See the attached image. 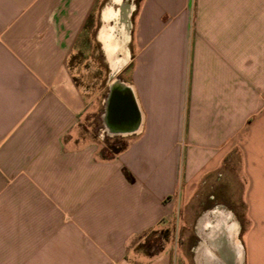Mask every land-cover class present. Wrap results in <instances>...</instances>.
Here are the masks:
<instances>
[{"label": "crops", "instance_id": "1", "mask_svg": "<svg viewBox=\"0 0 264 264\" xmlns=\"http://www.w3.org/2000/svg\"><path fill=\"white\" fill-rule=\"evenodd\" d=\"M101 1L0 0V264H172L138 244L236 156L264 264V0H140L106 147L68 68Z\"/></svg>", "mask_w": 264, "mask_h": 264}, {"label": "rangeland", "instance_id": "2", "mask_svg": "<svg viewBox=\"0 0 264 264\" xmlns=\"http://www.w3.org/2000/svg\"><path fill=\"white\" fill-rule=\"evenodd\" d=\"M125 3L133 4L135 9L140 0H124ZM107 6H112L114 9L120 6L113 5L112 0H102L98 7L97 13L94 16L93 23L88 27V34L80 43L77 50L74 51L68 62V68L72 79L80 92L91 101L95 107L94 115V130L96 139L106 145H113L116 140L110 136L99 137L102 133L101 126L97 122V116L102 109V103L107 97L113 84H119L128 80L126 71L131 65L134 56L132 46V27L130 30V42L127 48L130 51V62L128 66L117 75L112 76L111 63L108 55L104 50L103 44L98 39L100 29L103 27L102 11ZM133 15L130 17L131 25H133ZM109 27H115L114 21L110 22ZM108 27V28H109ZM120 28L115 27L112 32L111 44L117 43L120 37ZM118 145H114L112 152L117 151ZM244 191V180L241 176L239 158L226 162L223 167L206 177L201 182L187 204L180 206L176 210L175 219L172 224L166 229L167 240H162L160 231L151 241L157 244V247L163 249L169 248L172 264H236V257L223 258L211 246L205 243L206 234L201 231L200 225L205 215L209 212H226L232 215L239 228L238 240L242 242V233L246 227L245 209L242 201ZM151 239L148 235L138 247ZM209 240V239H207ZM228 240V238H227ZM211 242V241H209ZM228 244V241H227ZM137 247V248H138ZM207 247L209 249H207Z\"/></svg>", "mask_w": 264, "mask_h": 264}, {"label": "bare ground", "instance_id": "3", "mask_svg": "<svg viewBox=\"0 0 264 264\" xmlns=\"http://www.w3.org/2000/svg\"><path fill=\"white\" fill-rule=\"evenodd\" d=\"M115 4L120 6L118 9H111L107 12L106 20L107 24L103 30H105V49L111 63L112 76L117 75L130 61V51L127 48V44L130 42V30L131 22L130 17L132 15L134 5L128 3H122L121 0H114ZM114 21L115 27L120 28L118 30L121 38L117 40V43L113 46L111 44L112 32L115 27H109V22ZM109 27V28H108ZM122 85L119 84H113ZM232 215L226 212H209L204 216L200 228L202 232L208 230L206 234L205 243L209 244L213 249L223 256V258H229L233 255L236 257V264H243V247L238 240L239 228L237 223L232 220ZM228 238V240H227ZM209 239V240H207ZM211 241V242H209ZM228 241V244H227ZM208 246V247H209ZM207 247V249H209Z\"/></svg>", "mask_w": 264, "mask_h": 264}, {"label": "trees", "instance_id": "4", "mask_svg": "<svg viewBox=\"0 0 264 264\" xmlns=\"http://www.w3.org/2000/svg\"><path fill=\"white\" fill-rule=\"evenodd\" d=\"M123 147H124V145H121L117 149V151H114V152H118L119 150L123 149ZM112 149H113V147H112ZM160 232H161L160 233V235H161L160 238L162 240H165L166 241L167 240V233H166V231H160ZM158 233H159V231L150 233L149 235H150V238L151 239H149L145 243L141 244L137 249L140 250V251H142L145 255L150 256V257L156 256L157 254L161 253L164 249L161 248V247L160 248L157 247V244L156 243L154 244V241H151L156 234L158 235Z\"/></svg>", "mask_w": 264, "mask_h": 264}, {"label": "water", "instance_id": "5", "mask_svg": "<svg viewBox=\"0 0 264 264\" xmlns=\"http://www.w3.org/2000/svg\"><path fill=\"white\" fill-rule=\"evenodd\" d=\"M121 87H122V86H120V85H116V86H114V87L111 89V91H110V95H109V103H110V105L113 106V107H115V103H116L115 98H116V96L118 95V92H120V88H121ZM127 95H128V94H127ZM125 98H126L128 104H129V106H130V105L132 104V100H131L128 96H126ZM136 119H137V118H136V114H135V112L132 110V112H131V120H133V122L131 123V126H130V127H127L126 130L123 131V132H128V131H130V130L133 128V126L136 124V122H135V121H137Z\"/></svg>", "mask_w": 264, "mask_h": 264}, {"label": "built area", "instance_id": "6", "mask_svg": "<svg viewBox=\"0 0 264 264\" xmlns=\"http://www.w3.org/2000/svg\"><path fill=\"white\" fill-rule=\"evenodd\" d=\"M104 134H105V133L102 131L100 137H104V136H105Z\"/></svg>", "mask_w": 264, "mask_h": 264}]
</instances>
